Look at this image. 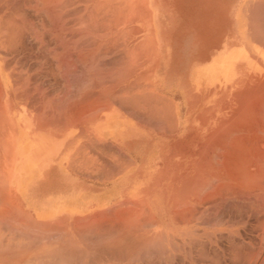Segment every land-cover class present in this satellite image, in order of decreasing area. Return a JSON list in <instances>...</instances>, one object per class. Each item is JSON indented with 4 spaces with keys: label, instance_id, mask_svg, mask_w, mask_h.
I'll use <instances>...</instances> for the list:
<instances>
[{
    "label": "crops",
    "instance_id": "0c3cea01",
    "mask_svg": "<svg viewBox=\"0 0 264 264\" xmlns=\"http://www.w3.org/2000/svg\"><path fill=\"white\" fill-rule=\"evenodd\" d=\"M137 1L138 21L117 39L99 29L85 40L44 37L43 49L52 46L33 59L8 57L0 43V264H115V252L129 250L116 238L140 236L138 222L173 212L201 163L206 125L258 75L264 0Z\"/></svg>",
    "mask_w": 264,
    "mask_h": 264
},
{
    "label": "bare ground",
    "instance_id": "6f19581e",
    "mask_svg": "<svg viewBox=\"0 0 264 264\" xmlns=\"http://www.w3.org/2000/svg\"><path fill=\"white\" fill-rule=\"evenodd\" d=\"M7 1V0H6ZM5 1V2H6ZM10 1H14L16 2L15 0H10ZM20 1V0H18ZM26 0H22V4L24 5V2ZM35 0H33V4L36 3L37 1H39V3L37 2L36 4H39V6H36L34 7L35 8V11H37V15L39 14H42V13H38L39 10L44 11L43 13H46L47 14V17H48V23L46 22V24L44 22H37L39 27H35L34 24H33V30H34V34L32 36L34 38H32L33 40H36L37 42L40 40H44L46 41L45 39H43L44 35H48V37H53V38H60V42H63L62 40H64L63 38H61L62 36H66L68 38H70L71 40V37H75V36H79L81 35V37H83L84 35H87L86 37L88 38L89 36L91 37L92 34H95V33H92L91 32H96L97 29H99V37H112V39H117L116 36H119V37H122V36H126L125 34V31L124 29L127 27V25L125 26V23L127 21L126 17H127V12H128V4H127V0H90L91 4L88 5V6H91V8L89 9L88 7V10H90L91 12V17H90V20H87L86 21H82L80 17H78V19L72 18L74 19L73 22H69L71 19H69V23H67L66 21L68 20L67 17H64L63 20H65V18L67 19L66 21H63L61 19V16H65V15H58L57 12H61L62 10H66V6H67V2H71L73 1L74 4L76 2V4L78 3L77 0H37L36 2H34ZM84 1V0H82ZM86 1V0H85ZM134 1V0H133ZM2 2V0H1ZM9 0L7 1V4H8ZM13 2V3H14ZM31 2V0L29 1ZM4 3V2H3ZM11 4V2H9ZM12 3V5H13ZM20 3V2H19ZM86 3V2H85ZM129 3V2H128ZM132 3V2H131ZM262 3V2H261ZM260 3V4H261ZM29 3H27L28 5ZM35 4V5H36ZM71 4V3H69ZM68 4L69 6V9L67 11L70 10L71 12V9L70 8V5ZM4 7V4H1L0 6ZM6 5V4H5ZM9 5V4H8ZM6 5V6H8ZM32 5V2L31 4H29V6ZM79 5H82V4H79ZM5 6V8H6ZM11 6V5H10ZM133 6V5H132ZM2 7V8H3ZM14 7V6H13ZM17 7V6H16ZM20 7V6H19ZM26 7V6H24ZM59 7V8H58ZM73 7V6H72ZM76 7V6H75ZM0 7V9H2ZM23 8V7H22ZM22 8H21V11H22ZM31 8V7H30ZM58 8V10H57ZM79 8V6H78ZM74 9L73 11L78 15L80 14L79 12V9ZM82 8V7H80ZM144 8V7H143ZM142 8V9H143ZM255 8V7H254ZM10 9V8H9ZM15 9V8H14ZM18 9V8H17ZM32 9V8H31ZM141 9V8H140ZM7 10V9H5ZM12 10V9H11ZM78 10V11H77ZM87 10V9H86ZM87 10V11H88ZM130 10V9H129ZM135 19L136 21H138L139 19V6H138V1L136 0L135 1ZM9 11V10H8ZM16 11V10H15ZM24 11H26V9L23 8V11H22V14L20 13L23 17H25L23 15ZM28 11V10H27ZM31 10H29L30 12ZM33 11V12H35ZM62 11V12H63ZM72 11V15L74 14ZM142 11V10H141ZM144 11V10H143ZM13 12V11H12ZM16 12V13H17ZM33 12H30L31 14ZM61 12V13H62ZM70 12L67 13V15L69 14L70 15ZM1 13V12H0ZM15 13V12H13ZM12 13V14H13ZM25 13H28V12H25ZM24 13V14H25ZM60 13V14H61ZM66 13V12H64ZM63 13V14H64ZM83 13V12H82ZM88 13V12H87ZM130 13V12H129ZM5 14V13H4ZM11 15L12 17L14 15H12L10 12L7 13L6 15ZM74 14V15H76ZM86 14V12L83 14V16ZM90 14V13H89ZM5 15V16H6ZM16 15V14H15ZM18 15V14H17ZM20 15V17L22 18V16ZM35 15V16H37ZM43 15V14H42ZM41 15V17H42ZM76 15V16H78ZM0 16L2 17V15L0 14ZM34 16V17H35ZM80 16V15H79ZM90 16V15H88ZM15 17V16H14ZM19 15L17 18H20ZM28 17V16H27ZM258 17V16H257ZM11 18V17H10ZM20 18V19H21ZM31 18V17H29ZM28 18V19H29ZM70 18V16H69ZM80 18V19H79ZM87 18V17H85ZM99 18V19H98ZM101 18V19H100ZM7 18H5L6 20ZM19 19V20H20ZM27 19V18H26ZM33 19H37L36 18H33ZM76 19V20H75ZM83 19V18H82ZM89 19V18H88ZM18 20V22H19ZM25 20V19H24ZM32 20V19H31ZM45 20V19H44ZM262 20V19H261ZM14 21V19H13ZM17 21V20H16ZM12 22L13 24V29H19V26L20 25L19 23L18 24H15ZM29 21V20H27ZM36 21V20H35ZM33 21V22H35ZM40 21V20H39ZM42 21H43V18H42ZM72 21V20H71ZM131 21V19H130ZM145 21V20H143ZM261 22V21H260ZM3 23V21H2ZM21 23V22H20ZM26 23V22H25ZM27 25V24H26ZM26 25L24 26L23 24L21 26L23 27H26ZM30 25V24H29ZM36 25V23H35ZM133 25V23L131 24ZM135 25V24H134ZM263 25V24H262ZM30 26V27H31ZM139 26V25H138ZM125 27V28H124ZM22 28V27H21ZM20 28V29H21ZM28 28V27H27ZM128 28V27H127ZM131 28V27H130ZM129 28V29H130ZM135 28V26L133 27ZM137 28V27H136ZM255 28V27H254ZM32 29V28H31ZM38 29V30H36ZM139 29V28H138ZM133 30V29H131ZM19 31V30H18ZM28 31V30H27ZM138 31V30H137ZM141 31V30H140ZM263 31V30H262ZM7 32V30H6ZM129 32V31H128ZM132 33V31H130ZM139 32V31H138ZM30 33V32H29ZM44 33H47V34H44ZM136 33V32H135ZM97 34V32H96ZM142 34V33H141ZM12 35V34H11ZM43 35V36H42ZM259 35V34H258ZM15 36V34H14ZM45 36V38H46ZM94 36H98L97 35H94ZM135 36V35H134ZM133 36V37H134ZM17 37V36H16ZM16 37L12 38L14 39L13 41H15ZM86 37L84 36V38H81L82 40H85ZM114 37V38H113ZM129 37V36H128ZM132 37V38H133ZM27 38V37H26ZM42 38V39H40ZM65 38V37H64ZM91 38H94V37H91ZM92 42H93V39H91ZM131 38V39H132ZM23 39H25L23 37ZM28 39V38H27ZM48 39V38H47ZM62 39V40H61ZM67 39V38H66ZM75 39V38H74ZM98 39V38H97ZM101 39V38H100ZM99 39V40H100ZM103 39V38H102ZM105 39V38H104ZM111 39V40H112ZM11 40V39H9ZM8 40V41H9ZM19 41H21V38L19 37V39H17ZM53 40V39H51ZM59 40V39H58ZM68 40V39H67ZM110 40V39H108ZM125 40V38H124ZM123 40V43H125ZM43 41V42H44ZM75 41V40H74ZM73 41V42H74ZM113 41H116V40H113ZM118 41V40H117ZM116 41V42H117ZM130 41V40H129ZM128 41V42H129ZM132 41H135V40H132ZM262 41V40H261ZM264 41V40H263ZM262 41V42H263ZM4 42V41H3ZM22 42V41H21ZM33 42V41H32ZM38 42V43H39ZM78 42L77 41V44L75 46L78 45ZM88 42V41H87ZM87 42H83V43H87ZM90 42V41H89ZM88 42V43H89ZM91 42V44H92ZM98 42V41H97ZM103 42V41H102ZM110 42V41H109ZM108 42V44H109ZM10 43V42H9ZM8 43V44H9ZM42 44V42H40ZM45 43V42H44ZM44 43L41 45V47L44 45ZM51 45H48L50 48L52 46V42H50ZM56 43H57V40H56ZM68 43V42H67ZM70 43H72V41H70ZM83 43H79V44H82V45H79L78 47H81V46H85V44ZM95 43V41H94ZM107 43V42H106ZM121 43V41H120ZM133 43V42H132ZM141 43V41H140ZM5 44V43H4ZM17 44V41L16 43ZM14 44V45H15ZM48 44V41L46 42V45ZM59 44V43H58ZM63 44V43H62ZM100 44V42H99ZM105 44V43H104ZM103 44V46H104ZM112 44V43H111ZM116 44H119V43H116ZM127 44V43H126ZM261 44V43H260ZM264 44V43H263ZM260 45V48H264V45ZM13 45V47H14ZM21 45V44H20ZM69 45V44H67ZM66 45V46H67ZM88 45V44H87ZM102 45V44H101ZM115 45V43H114ZM123 45V44H122ZM125 45V44H124ZM129 45V44H128ZM127 45V46H128ZM8 46V45H7ZM23 46V45H22ZM38 46V44H37ZM54 46V45H53ZM58 46V45H57ZM56 46V49L58 48ZM65 46V45H64ZM65 46V47H66ZM94 46L93 45V49H94ZM110 46V44L108 45ZM131 46V45H130ZM137 46V45H135ZM134 46V47H135ZM25 47V46H24ZM55 47V46H54ZM70 47V46H67V48ZM96 47V46H95ZM99 47H102V46H99ZM105 47H106V44H105ZM125 49L126 47L123 46ZM133 47V48H134ZM138 47V46H137ZM136 47V50L138 49ZM141 47V46H140ZM2 48V47H1ZM9 48V46H8ZM16 48V47H15ZM20 48V47H19ZM63 48V47H62ZM71 48V47H70ZM73 48H74V45H73ZM76 48V47H75ZM74 48V49H75ZM85 48V47H84ZM98 48V47H96ZM107 48V47H106ZM110 48L113 49V47L110 46ZM120 48V47H119ZM118 48V50H119ZM123 48V50H124ZM129 48V47H128ZM127 48V51L129 50ZM7 49V48H6ZM10 49V48H9ZM22 49V48H21ZM39 49L42 51V49L39 47ZM45 49L46 46H45ZM45 49H43V52L46 51ZM60 49V47H59ZM86 50L90 49L88 46L87 48H85ZM91 48V52L93 50ZM100 49V48H98ZM103 49V48H102ZM148 49V48H147ZM1 50V49H0ZM8 50V49H7ZM15 50V49H14ZM36 50V49H35ZM53 50V49H52ZM50 50V51H52ZM58 50V49H57ZM65 50V49H64ZM62 49V51H64ZM71 50V49H70ZM85 50V51H86ZM96 50V49H95ZM115 51V49H113ZM122 50V49H121ZM120 50V51H121ZM122 50V51H123ZM263 49H260V52H259V60H258V75L255 76V77H252L248 80V82H246L243 86V90L241 92H238L237 94H235L234 96V101H235V105L232 106V107H229V108H224V109H221L220 112L221 114L219 115L220 118L217 120L218 124L213 123L212 124H209V125H206V127L210 130V135L206 138V148L204 151H202V154L200 156L201 158V163L199 164L198 163V167L196 169H198L197 171L195 170L194 173H192V175H188L187 177H185L186 179H183L185 181L184 182V185L183 187H180V199H179V202L178 204H176V208H175V217L173 218L176 222L175 225H177L178 227H189L191 226L195 220V215L194 214H197L198 210H200L199 214L202 213L201 211L202 210H205L206 212L210 211V209H214L216 207V205H219L222 201L223 198L225 199H231L233 201L232 202H236L235 203V206L234 204L232 206H234L233 208L236 209L237 208H240V210L238 209V212L236 210V213L234 216H236L237 214H239V212L241 213H247L249 215L245 216L244 215V218L241 217L240 215H237L238 217L240 216V218H238V220L236 219L237 217H235L236 221L233 223H231L229 226L228 224L230 222H227L224 223L223 225H226L227 227L223 228L222 230L226 232V234L230 235L231 236V240L232 238L236 239V243L234 244L233 243V246L235 247L234 249L236 251H242V247H246L247 251H251L253 252L254 254H249L246 256L244 254H242V252H238V253H241L240 256L236 255L234 257H231V261H232V258H233V261L234 263H244V264H264V50L262 51ZM49 51V50H48ZM60 51V50H59ZM68 51V50H67ZM66 51V52H67ZM81 51V50H80ZM78 52V54H83L82 52ZM83 51V50H82ZM89 51V50H88ZM99 51H102V50H96L94 51L95 53H98ZM104 51V50H103ZM107 51V50H105ZM104 51V52H105ZM111 52V49L108 50ZM117 51V50H116ZM118 51V52H120ZM121 51V52H122ZM127 51L125 53H127ZM130 51V50H129ZM133 51V50H132ZM140 51H142L140 49ZM253 51V50H252ZM7 52V51H6ZM70 52V51H69ZM103 52V53H104ZM113 52V51H112ZM111 52V53H112ZM124 52V51H123ZM251 52V51H250ZM9 53V52H8ZM22 53V52H21ZM40 53V52H39ZM48 53V52H47ZM65 53V52H64ZM64 53H61V51L59 52V55L57 57H59V60L60 59V55L61 54H64ZM68 53V52H67ZM66 53V54H67ZM76 52H74L75 54ZM86 53V52H85ZM84 53V54H85ZM89 53V52H88ZM95 53L94 56H95ZM102 53V52H101ZM111 53H108L111 55ZM115 53V52H114ZM112 53V55L114 54ZM129 54L131 52H128ZM23 54V53H22ZM41 54V53H40ZM39 54V55H40ZM71 55V53H69ZM73 54V53H72ZM91 54V53H89ZM87 54V55H89ZM107 54V53H106ZM116 54V53H115ZM118 54V53H117ZM122 54V53H121ZM119 53V56L121 55ZM128 54V55H129ZM133 54V55H132ZM131 56H134L135 52L133 53L132 52ZM138 55L140 54L137 53ZM45 55V54H44ZM48 55V54H47ZM92 55V54H91ZM90 55V56H91ZM97 55V54H96ZM100 55V54H99ZM98 55V56H99ZM63 56V55H62ZM68 56V54H67ZM74 56V55H73ZM89 56V57H90ZM115 57H117L116 55H113ZM131 56H129L131 58ZM48 57V56H47ZM50 57V56H49ZM72 57V56H71ZM71 57L68 56V58L70 59ZM76 57V56H74ZM77 57H81L82 59V56L80 55H77ZM93 57V56H91ZM100 57V56H99ZM105 57V54H103L102 58ZM112 57V56H111ZM126 57V55H125ZM45 58V57H44ZM65 57H63L64 59ZM67 58V57H66ZM83 58H84V55H83ZM99 59V60H104V59ZM107 58L106 60H109L110 59V56L109 57H105ZM121 58V57H120ZM134 58V57H133ZM138 58V56L136 57ZM135 58V59H136ZM1 59V58H0ZM68 59V60H69ZM76 59V58H75ZM95 59V58H93ZM96 59L98 60V57H96ZM113 59V58H112ZM125 59V58H124ZM128 59V58H127ZM45 60V59H44ZM65 61L64 62H70V60L66 61V59H64ZM72 60V59H71ZM74 60V59H73ZM80 60V58H78V61ZM92 60V59H91ZM95 61L96 64L97 62H101V61ZM130 60V59H128ZM132 60V59H131ZM18 61V60H17ZM49 61V60H48ZM77 61V59H76ZM89 61V60H88ZM113 61V60H112ZM127 61V60H126ZM146 61V60H145ZM254 61V60H253ZM117 62V61H115ZM55 63V62H54ZM57 63V62H56ZM55 63V64H56ZM73 63V61H72ZM86 63V62H85ZM120 63V62H118ZM130 63V62H129ZM132 63V62H131ZM135 63V60L134 62ZM16 64V63H15ZM22 64V63H21ZM24 64V63H23ZM60 64V63H59ZM58 64V65H59ZM64 64V63H63ZM70 64V63H69ZM75 64V63H74ZM72 64V66L74 65ZM82 64V63H81ZM80 64V65H81ZM99 64V63H98ZM97 65H92L94 66L95 68H97ZM30 65V64H29ZM54 65V64H53ZM65 65H68V64H65ZM124 65V64H123ZM132 65H135V64H132ZM252 65V64H251ZM12 66V65H11ZM15 66V65H14ZM71 66V67H72ZM76 65H74L73 68H70L71 70L72 69H76L75 67ZM84 66V65H83ZM92 70H95L94 67H92ZM101 66V65H100ZM116 66V65H115ZM126 66V65H125ZM131 66V64H130ZM8 67V66H7ZM6 67V69H8ZM28 67V66H27ZM40 67V65H39ZM42 67V65H41ZM68 68V66H65ZM106 67V65H105ZM103 67V68H105ZM109 67V66H108ZM117 67V66H116ZM120 67V66H119ZM123 67V66H122ZM129 67V66H128ZM16 68V66L14 67V69ZM33 68V66H32ZM35 68V67H34ZM33 68V69H34ZM38 68V67H37ZM36 68V69H37ZM45 68V65L43 67V70ZM53 68V66H52ZM64 68V65L62 66L61 70ZM90 68V69H91ZM101 68V67H100ZM100 68H97V69H100ZM102 68V69H103ZM121 68V67H120ZM133 68V67H131ZM256 68V67H254ZM253 68V69H254ZM5 69V70H6ZM13 69V67H12ZM22 69V68H21ZM29 69V68H28ZM27 69V70H28ZM31 69V68H30ZM39 69V68H38ZM42 69V68H41ZM39 69V70H41ZM55 69V68H54ZM81 69V68H80ZM106 69H109L106 67ZM106 69H104L105 71H107ZM112 68L111 67V70L109 71H112ZM123 69V68H122ZM48 70V69H47ZM50 70H52L50 68ZM66 70V69H65ZM70 70V71H71ZM79 70V69H78ZM189 70V69H188ZM29 71H32L29 70ZM37 71V70H36ZM35 71V72H36ZM54 71V70H53ZM69 71V70H68ZM67 71V72H68ZM76 71V70H75ZM75 71H71V72H75ZM90 71V70H89ZM116 71V70H115ZM131 71V70H130ZM12 72V71H11ZM42 72V71H41ZM52 72V71H51ZM64 73V71H62ZM98 72V71H96ZM100 72V71H99ZM102 72V70H101ZM13 73V72H12ZM20 73V72H19ZM66 73V72H65ZM113 73V72H112ZM68 74V73H67ZM78 74V73H77ZM80 75V74H79ZM103 75V74H102ZM250 76V75H249ZM44 77V76H43ZM48 77V76H47ZM247 77V76H246ZM67 79V77L65 78ZM104 80V79H103ZM247 81V79H245ZM75 81V80H74ZM87 81V80H86ZM105 81V80H104ZM79 82V81H78ZM102 82V81H101ZM99 83V82H98ZM112 83V82H111ZM131 83V82H130ZM244 83V82H242ZM48 84V83H47ZM137 84V83H136ZM141 84V83H140ZM118 85V84H117ZM131 85V84H130ZM133 85V84H132ZM221 86V85H220ZM114 87V86H113ZM126 87V86H125ZM138 87V86H137ZM212 87V85H211ZM86 88V87H85ZM89 88V87H88ZM130 88V87H129ZM229 88V87H228ZM57 89V87H56ZM108 89V88H107ZM125 89V88H124ZM230 89V88H229ZM130 90V89H129ZM127 89V91H129ZM132 90V89H131ZM234 90V89H233ZM240 90V89H239ZM133 91V90H132ZM126 92V90H125ZM130 92V91H129ZM136 92V90H135ZM145 92V91H144ZM229 92V91H228ZM233 92V91H232ZM133 93V92H132ZM137 93V92H136ZM135 94V93H134ZM140 94V93H139ZM222 94V93H221ZM138 95V94H137ZM143 95V94H142ZM127 96V95H126ZM131 96V94L129 95ZM139 96V95H138ZM206 96V95H205ZM222 96V95H221ZM2 97V95H1ZM86 97V96H85ZM141 97V96H140ZM149 97V96H148ZM230 97V96H229ZM130 98V97H129ZM133 98H134V95H133ZM132 98V99H133ZM156 98V97H155ZM87 99V98H86ZM126 99V98H125ZM144 99V98H142ZM148 99V98H147ZM232 99V97H231ZM130 100V99H129ZM135 100V99H134ZM138 100V99H137ZM155 100V99H154ZM152 100V101H154ZM222 100V99H221ZM61 101V100H60ZM82 101V100H81ZM123 101V99H122ZM127 101V100H126ZM146 101V100H145ZM124 102V101H123ZM128 102V101H127ZM130 102V101H129ZM133 102V101H132ZM131 102V103H132ZM135 102V101H134ZM159 102V101H158ZM165 101H163L164 103ZM214 100H213V104H214ZM222 102V101H221ZM76 103V102H75ZM100 103V102H99ZM139 103V101H138ZM141 103V101H140ZM143 103V102H142ZM149 103V101H148ZM152 103V102H151ZM151 103H150V107L151 106ZM167 103V102H165ZM219 103V102H218ZM227 103V102H225ZM122 104V103H121ZM135 104V103H134ZM153 104V103H152ZM220 104V103H219ZM116 105V104H115ZM120 105V104H119ZM132 105V104H130ZM137 105V104H135ZM143 105V104H141ZM149 105V104H148ZM215 105V104H214ZM129 106V105H128ZM144 106V105H143ZM159 106V105H158ZM207 106V105H206ZM230 106V105H229ZM120 107V106H119ZM122 107V106H121ZM130 107V106H129ZM135 107V106H134ZM148 107V106H147ZM168 106H166L167 108ZM173 107V106H172ZM222 107V106H220ZM223 108V107H222ZM108 109V108H107ZM106 109V110H107ZM123 109V108H122ZM133 109V108H132ZM150 109V108H149ZM155 109H158V108H155ZM170 109V108H168ZM173 109V108H172ZM206 109V108H204ZM148 110V109H147ZM151 110V109H150ZM149 110V111H150ZM208 110V109H207ZM211 110V109H210ZM133 111V110H132ZM153 111V110H152ZM151 111V112H152ZM157 111V110H156ZM156 111H153L154 113ZM159 111H161L159 109ZM170 111V110H169ZM166 110V112H169ZM206 111V110H205ZM127 112V111H125ZM148 112V111H147ZM150 112V113H151ZM146 113V112H145ZM2 114V113H0ZM51 114V113H50ZM148 114V113H147ZM153 114V113H152ZM73 115V114H72ZM134 115V114H133ZM131 115V116H133ZM157 115V114H155ZM165 115V114H164ZM207 115V113H206ZM205 115V117H206ZM212 115V114H211ZM1 116V115H0ZM135 116V115H134ZM159 116V115H157ZM214 116V115H213ZM136 117V116H135ZM168 117V116H166ZM164 117H162V120L163 121V124L166 120L167 122V119L169 118H165L163 119ZM217 118V117H216ZM55 119V118H54ZM135 119V118H133ZM171 119V118H170ZM204 119V118H203ZM136 120V119H135ZM160 120V119H159ZM74 121V120H73ZM139 121V120H138ZM143 121V120H142ZM169 121V120H168ZM174 121V120H173ZM171 123V121H170ZM203 123V122H202ZM153 124V123H152ZM155 124V123H154ZM162 124V126L164 127V125ZM172 124V123H171ZM170 124V125H171ZM158 125V124H157ZM150 126V125H149ZM161 126V127H162ZM168 126H169V123H168ZM174 127V125L172 126V128ZM172 128L170 127V129L172 130ZM160 129V128H159ZM165 129V128H164ZM156 130V129H155ZM167 130V129H166ZM23 135V134H22ZM150 137V136H149ZM191 139V138H190ZM189 139V140H190ZM180 140V139H179ZM179 143V142H178ZM107 145V144H106ZM194 146V144H193ZM113 147V146H112ZM173 147V146H172ZM177 147V146H176ZM186 147V146H185ZM204 147V146H203ZM161 148V147H160ZM174 148V147H173ZM172 148V149H173ZM182 149V148H181ZM180 149V150H181ZM200 151V150H199ZM112 153V152H111ZM201 153V152H200ZM199 153V154H200ZM116 156V155H115ZM199 156V155H198ZM121 158V157H120ZM169 158V157H168ZM195 158V157H194ZM199 158V159H200ZM120 161V160H119ZM198 161V160H197ZM199 162V161H198ZM116 163V162H115ZM197 163V162H196ZM109 164V163H108ZM117 164V163H116ZM73 166V165H72ZM112 166H113V163H112ZM197 166V164H196ZM115 167V166H114ZM193 168V167H192ZM110 169V168H109ZM203 176H201V174H203ZM184 174V173H182ZM195 174V175H194ZM4 175V174H3ZM111 175V174H110ZM109 175V176H110ZM202 178V179H201ZM199 179H201V181H199ZM180 180V179H179ZM179 180H176L179 182ZM206 181V184L205 186L204 185H199L197 181H199L200 183L202 181ZM204 181V182H205ZM197 182V183H195ZM198 184V185H197ZM203 184V183H202ZM178 186V185H177ZM175 187V186H174ZM175 189V188H174ZM178 190V189H177ZM175 190V191H177ZM178 192V191H177ZM177 192L175 194H177ZM174 193H173V198L172 200L174 199ZM199 199H196L198 198ZM176 198V197H175ZM179 197H177L176 199H178ZM175 199V200H176ZM187 199V200H186ZM143 200V199H142ZM171 200V199H170ZM167 201V200H166ZM174 201V200H173ZM172 201V202H173ZM177 201V200H176ZM176 201H174L176 203ZM229 201V200H228ZM123 202V201H122ZM144 202V200H143ZM220 202V203H219ZM224 202V201H223ZM133 203V202H132ZM219 203V204H218ZM123 204V203H122ZM141 204V203H140ZM173 204V203H172ZM237 204V206H236ZM222 205V204H221ZM140 206V205H138ZM173 206V205H172ZM144 207V206H143ZM146 207V206H145ZM144 207V208H145ZM150 207V206H149ZM161 207V206H160ZM175 207V206H174ZM137 208V207H136ZM147 208V207H146ZM159 208V207H157ZM173 208V207H172ZM120 209V207H119ZM126 209V208H125ZM165 209V208H164ZM168 209V208H166ZM165 209V211H166ZM202 209V210H201ZM223 209V208H222ZM141 210V209H139ZM219 210V209H218ZM226 210V209H225ZM243 210H245L246 212H244ZM117 211V210H116ZM122 212V210H119ZM137 211V210H136ZM147 211V210H146ZM153 211V210H152ZM159 211V210H158ZM161 211V210H160ZM164 211V210H163ZM170 211V210H169ZM231 211V210H230ZM118 212V211H117ZM116 212V213H117ZM126 212V211H125ZM139 212V211H138ZM157 212V211H156ZM235 212V211H234ZM115 213V214H116ZM130 213V212H129ZM132 213V212H131ZM130 213V214H131ZM172 213V214H174ZM194 213V214H193ZM230 213V212H229ZM98 214V213H97ZM113 214V213H111ZM121 214V213H120ZM198 214V215H199ZM214 214V213H213ZM216 214V213H215ZM252 216H251V215ZM218 215V214H216ZM133 216V215H132ZM143 216V215H142ZM174 216V215H172ZM201 216V215H200ZM104 217V216H102ZM137 217V216H136ZM212 217V216H211ZM217 218V217H216ZM120 219V218H119ZM197 219V218H196ZM209 219V218H208ZM215 219V218H214ZM234 219V217H233ZM112 220V219H111ZM122 220V219H121ZM124 220V219H123ZM127 220V219H126ZM133 220V219H132ZM210 220V219H209ZM217 220V219H216ZM229 220H232L229 219ZM107 221V220H106ZM128 221V220H127ZM202 221V220H201ZM121 222V221H120ZM145 222V221H144ZM214 222V221H213ZM220 222V221H219ZM222 222V221H221ZM95 223V222H94ZM98 223V222H97ZM125 223V221H124ZM205 223V222H204ZM100 224V223H99ZM142 224V223H141ZM203 224V222H202ZM95 225V224H94ZM107 225V224H106ZM113 225V224H112ZM139 225V224H138ZM144 225V224H143ZM146 225V224H145ZM215 225V224H214ZM29 226V225H28ZM92 226V225H91ZM100 226V225H99ZM142 226V225H141ZM148 226V225H147ZM97 227V225H96ZM102 227V226H101ZM122 227V226H120ZM126 227V226H125ZM25 228V227H24ZM150 228V227H149ZM92 229V228H91ZM130 229V228H129ZM132 229V228H131ZM135 229V228H134ZM17 231V230H16ZM133 231V230H132ZM138 232V230H136ZM219 230H217L218 232ZM241 231V232H240ZM92 232V231H91ZM103 232V231H102ZM221 232V231H219ZM243 233V234H242ZM92 234V233H91ZM207 234V233H206ZM212 234V233H211ZM224 234V233H223ZM95 235V234H94ZM104 235V234H103ZM184 235V234H182ZM220 234L218 233V236ZM58 236V235H56ZM96 236V235H95ZM216 233H215V237H216ZM227 236V235H226ZM245 236V237H244ZM170 237V236H169ZM185 237V236H184ZM212 237V235H211ZM222 237V235L220 236V238ZM224 237V236H223ZM228 237V236H227ZM93 237H91L92 239ZM110 238V236H109ZM210 238V237H208ZM218 239V238H217ZM216 239V240H217ZM237 239L238 241L240 242H237ZM246 239V240H244ZM211 240V239H210ZM213 240V239H212ZM192 241V240H191ZM218 241V240H217ZM187 242V241H186ZM196 242V241H195ZM229 242V241H228ZM194 243V242H193ZM207 243V242H206ZM242 243V244H241ZM202 244V243H201ZM200 244V245H201ZM205 244V243H204ZM225 244V243H224ZM152 246V245H151ZM226 248V247H225ZM195 249V248H194ZM229 249V248H228ZM231 249V247H230ZM234 249L233 252H234ZM201 250V249H200ZM220 250H221V245H220ZM245 250V249H243ZM175 251V250H174ZM224 253V252H223ZM237 254V252H234V254ZM136 254V253H135ZM149 254V253H148ZM156 254V253H154ZM161 254V253H160ZM189 254V253H188ZM213 254V253H212ZM219 254V253H218ZM24 255V254H23ZM147 255V254H146ZM152 255V254H151ZM241 255H244L243 257ZM134 256V255H133ZM132 256V257H133ZM211 256V255H210ZM176 258V257H175ZM220 258V257H219ZM65 259V258H64ZM38 260V259H37ZM17 262V261H16ZM24 262V261H23ZM65 262V261H64ZM157 262V261H156ZM27 263V262H26ZM236 263V264H237ZM143 264V263H142ZM232 264V263H231ZM239 264V263H238Z\"/></svg>",
    "mask_w": 264,
    "mask_h": 264
},
{
    "label": "rangeland",
    "instance_id": "374dc122",
    "mask_svg": "<svg viewBox=\"0 0 264 264\" xmlns=\"http://www.w3.org/2000/svg\"><path fill=\"white\" fill-rule=\"evenodd\" d=\"M5 1L6 0H2V2H1V0H0V5L4 4V7H3V5L0 6L1 8L3 7L2 9H0V12H1L0 14L2 15V17L0 16V43H2V47H3L4 53L7 54L8 57H10L12 53L16 54V53H21L22 52V53L25 54L26 58H29V59L35 58L34 54L35 53L37 54V53L40 52L39 47L43 48L44 46L41 47L40 45L37 46V44H35L36 41L32 39V38H34L32 36L34 34V30H33L32 26L34 24V26L38 28L39 27V25H38L39 22H44L45 24H46V22L48 23L47 14L43 13L44 11L41 12V10H39L38 13L40 12L43 15L42 14H40V16H39V14L37 15V11H35V8H34L36 6L40 7V5H39L40 3L37 0H35L34 2L37 1L39 4H36L37 2L33 4V0H31L32 5H30V6H29V4H31V2H29L30 0H26L24 2V5L22 4V0H20V1H18V0L16 1L15 0L16 2L9 0V2H11V4L8 2L9 5L7 4L8 0L6 2ZM77 2H78L77 4H76V2L74 4L73 1L69 2L71 4H69L67 2L66 10H64V11L62 10L63 11V12L61 11L62 13L61 12H57V14L60 15V16L61 15H65V16H61V19L62 18L64 19V17L68 16L67 17L68 20L65 18V20L62 19L63 21L67 20L66 21L67 23H69V22L71 23V22L74 21L73 18H75V17H76V19H78V17H80V18L82 17L83 18V19L81 18L82 21H86V19L90 20L91 12H90V10H88V8L89 9L91 8V6H88V5L91 4L90 0H86V1L85 0L84 1L77 0ZM131 2L132 3L130 5V8L128 7L130 10L128 9V12H127L128 15L126 17V19L128 21L130 19H131V21H133L135 19V10H134L135 9V0L134 1L131 0ZM12 3H13V5H12ZM27 3H29V4L27 5ZM5 4L8 5V6H6ZM68 4L70 5V8H72L71 12H70V10L67 11L69 9ZM79 4H82V5H79ZM5 6H6V8H5ZM24 6H26V7H24ZM78 6H79V8H78ZM22 7L24 9H26V11H24V13L28 12V13H25V14L23 13V15L25 17H23L21 15L22 11H23ZM80 7H82V8H80ZM21 8H22V11H21ZM58 8H57V10H58ZM75 8L76 9L78 8L79 11L81 10L79 12L80 16L78 15V13L76 14L73 11ZM5 9H7V10H5ZM29 10H31L30 12H33V11H35V12H33L31 14L29 12ZM12 11L15 12V13H13ZM17 11L20 12L21 14L18 13ZM72 11H73L74 14H76L78 16H76L74 14L72 15ZM9 12L11 14L13 13L12 15H14L15 17L14 16L12 17L10 14L6 15ZM64 12H66V13H64ZM68 12H70V15L69 14L67 15ZM85 12H86V14L83 16V14ZM17 14L19 15V17L21 15L22 18L21 17H20L21 19L17 18L18 17ZM35 15H37V16H35ZM41 15H42V17H41ZM88 15H90V16H88ZM69 16H70V18H69ZM29 17H31V18H29ZM36 17H37V19H33V18H36ZM85 17H87V18H85ZM5 18H7V19L5 20ZM42 18H43V21H42ZM13 19H14V21L17 20L15 22V24H18V23L20 24V25H18L19 29H16V30L13 29V24H12V22L14 23ZM69 19H71L72 21L71 20L69 21ZM18 20H19V22H18ZM27 20H29V21H27ZM2 21H3V23H2ZM31 21H32L33 24L31 23ZM33 21H35V22H33ZM35 23H36V25H35ZM22 24L24 26L26 24L27 25H26V27H23V26H21ZM6 30H7V32H6ZM36 30H38V29H36ZM31 33H33V34H31ZM14 34H15V36H14ZM44 34H47V33H44ZM16 36L17 37H21V38L24 37L25 38V41H24L25 43L21 44V45L20 44H15L14 45V41L9 40V39H11L12 37H16ZM45 36L46 35H44L43 37H45ZM46 37H48V35ZM7 45L9 46L10 49L8 48ZM13 45H14V47H13ZM46 47H48V46H46ZM189 175H192V174H189ZM203 175H204V173L201 174V176H203ZM201 179H199V181H201ZM199 181H197L199 185H204L205 186V184H206L205 180H204L205 182L202 181L201 183ZM197 182H195V183H197ZM196 199H199V197L196 198ZM228 200L223 198L221 203L220 202H219L220 204L218 203L219 205H216V207L214 209H210V211H208V212H206L205 210L201 209L202 213L199 214L200 210H198L197 214L193 213L197 219L195 218V220L193 221L194 223L191 226H189V227H184L183 228V227H180V226L178 227L177 225H175L176 222H175V220L173 218L175 217L174 211H175L176 206L175 207L173 206V210L174 211L172 213H174V214H172L170 212L163 211L162 213L155 215L156 218H157L156 220H147L145 222L144 221L138 222L137 224H139V225H138V229L137 230H138V233H140L142 235H140V236H131L129 238H116V245L123 244L125 246H128L129 250L128 251H124V252H115V254H114V256H115V264H142V263L143 264H231V263L232 264H236L237 262L234 263L233 258H232V261L230 259H231V257H234L236 255L240 256L241 253H238V252H242V254H244L245 256H246L245 253H247V255L254 254L251 251H247L246 247H244V246L242 248L245 249V250L242 249V251L241 250L240 251H236L234 249L235 247L233 246V243L234 242L236 243V239L232 238V240L234 241L233 242L231 240V236L226 234V232L222 230L223 228L227 227L226 225H223L224 223L227 224V222H230L228 224V226H229L234 220L235 221H236V219L238 220V218H240V216L244 218L245 214H246L245 216L249 215L247 213L244 214V213L239 212V214H237V215H240L239 217L237 215L234 216L235 213H236V210L238 212V209L240 210V208L236 209V207H235V209H236L235 210L233 207L235 206L236 202L235 203L234 202L231 203V201H233V200L232 199H231V201H230V199H228ZM231 204L232 205L234 204V206H232ZM236 206H237V204H236ZM163 207L165 208V206H163ZM243 211L246 212L245 210H243ZM215 213L218 214V215H216ZM172 215H174V216H172ZM148 216H151V215H148ZM233 217H234V219H233ZM235 217H237V218L235 219ZM231 218H232V220H229ZM202 222H203V224H202ZM217 230H219L221 232H219V231L217 232ZM135 232H137V231H135ZM215 233L217 235L216 237H215ZM218 233L220 234L219 236H218ZM182 234H184V235H182ZM211 235H212V237H211ZM221 235H222V237L220 238ZM208 237H210V238H208ZM244 240H246V239H244ZM237 242H240V241H238V239H237ZM220 245H221V250H220ZM230 247H231V249H230ZM116 248H118V247H116ZM232 249H234V252H237V254L236 253L234 254ZM154 253H156V254H154ZM244 255H241V256L243 257ZM238 263L239 264H244V263H240V262H238Z\"/></svg>",
    "mask_w": 264,
    "mask_h": 264
}]
</instances>
